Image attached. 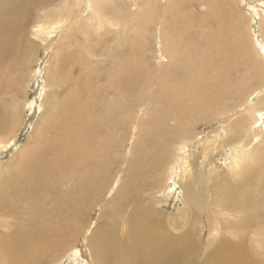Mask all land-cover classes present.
<instances>
[{"label":"bare ground","instance_id":"bare-ground-1","mask_svg":"<svg viewBox=\"0 0 264 264\" xmlns=\"http://www.w3.org/2000/svg\"><path fill=\"white\" fill-rule=\"evenodd\" d=\"M28 1H31L39 9H42L43 12L38 17L33 18L27 14L24 2ZM47 1L0 0V145H3L4 148H10V138L8 136H10V132L18 124V115L16 113L14 114L16 118L11 119L10 112L14 108L17 110L16 105L18 104L17 98L13 99V97L14 95L17 96L27 76L26 70L28 66L26 64L29 63V58L34 56L39 46H41L39 41H34L32 38L29 39L28 36L32 33L34 39L44 38L45 40L44 36H48L53 32V29L56 32L59 29L57 24L66 19V17H63L54 10L45 9V6H51V4L46 5ZM54 1L56 2L57 0ZM62 1L71 2V0ZM108 1H113L119 9H124L129 4L139 7L141 3L140 0H83L82 5L84 8L80 5V7L75 6V9L79 10L83 8L82 12L89 10L93 23L96 21L102 22L104 20L103 17H110L113 11ZM154 1L158 3V0H147L136 13L124 10L123 17L126 18V22L133 20L134 25L123 27L122 38H126L128 33L133 31L132 40H142L145 42L149 38L150 40L155 37L159 39L161 45L156 50L158 55H156L155 59H164V63L161 64L163 70H160V66H157L159 70L158 77L160 78V84H166L169 93L172 92L174 94L175 101L173 102L171 99L169 106L160 108L158 110L159 114L152 122L149 121L145 126L144 123L142 124L143 134L140 138L142 140V147H137L139 141H134L135 143H133L134 145L131 148L132 162L129 164L131 165L130 171H135L134 173L140 171V185H142L143 177L150 176L153 171V175H155L154 181L158 180L157 182H159L161 179V187L170 189L169 196L175 195L177 200L180 189L176 183H178V180L184 173L189 172L187 173L186 183H184V194L188 204L196 206L199 211L205 210L208 220H213L216 215L219 218L218 215L232 214L235 219L234 225H236V231L228 230V233L231 236L239 238L244 228L250 225L248 227L250 230L258 218H264V144L257 142L260 133H264V95L260 94L261 96L256 100L252 98L254 93L258 91L255 83L263 82L264 84V60L261 57L259 58L256 50L258 48L261 52L264 51V28L262 26L259 28L262 30L263 40L260 42L256 40L255 42L253 40L256 33L249 34L251 24L250 26L248 25V19L242 16L234 22L231 9L227 8L223 10L219 6V3L214 0L204 1L207 11L202 20L198 19L196 8L191 7V5L196 4L193 0L174 2L172 6L168 7L167 5L171 1L169 0L165 4L167 9L154 4ZM72 2L76 4L75 1L72 0ZM72 9L69 10L68 16L73 15ZM105 11L109 14L107 15ZM173 16H176L178 21L173 20ZM241 19L243 20V24L245 23L246 25L245 30H240L236 27V25H239L238 22ZM92 22H84L83 29L85 30ZM110 24L116 25V22H111ZM190 25L198 27L195 30H190L188 28ZM158 28L159 31L157 30ZM186 33L199 36L201 39L198 41L201 43H197V45L202 49L187 42ZM69 34L71 35L72 33ZM202 37L205 38V42ZM73 38L70 40L72 42L70 44L74 45L72 51L68 55L64 52L63 54H59L60 62L65 58L70 62L68 66V69L70 68L69 74L65 78L60 79L59 74L68 62L62 67L59 66L58 62H55L58 65L54 66L50 79L52 86L58 89L66 87V92L62 95L53 94L49 98V110L46 119L53 121L54 128L52 129L56 130V132L61 130L67 131L73 125H79L75 132L76 141L73 152L76 164L68 165L54 159L45 161V151L43 153L40 151H30L31 156L27 157V149L29 147H25L23 154L18 159L21 167L16 176L10 175V166L8 167L7 173L3 174V181L0 180V220L1 217L8 215L7 211L13 209V207L10 208L12 202L17 201L32 205L33 207L29 208H34L35 211L31 213V220H45V225L42 223L43 226L40 225L41 231L37 229L39 233L36 232L37 234L35 235L29 234L31 236H28L25 230L16 235L9 233L0 234V256L4 264L5 258L8 264H15V261H10L11 257L16 258L17 256L24 255L23 257L25 258L26 254H31V251L36 254L42 253L45 251V237L52 233H55L56 242L64 234H68L69 238L60 243L62 250L66 245L64 251L60 252V256L66 251L75 250L72 253L74 260L82 256L86 248L85 242L87 241L92 250V260L95 264L191 263L192 256L195 254L194 251L198 247L200 248L201 245V241L197 239V231L191 227L176 236L164 232L162 225L160 228L153 223L156 218L162 219L163 215L160 207H156V205L151 204L149 207H141L139 202L130 212V214L136 215L133 221L144 218V224L132 222L126 224L124 227L123 225L121 227L117 226L110 220L115 207L103 208L111 213L108 218L109 220L107 222L98 220L101 223L96 224L93 229L90 228L94 220H85L94 208L96 200L102 198L99 197V194L96 197V189L104 185L102 182H97L99 185L97 186V183L93 179H102L103 176L107 177L109 172L110 174L112 173L111 162L118 163L121 161L120 153H117V157H114L112 156L111 149L109 153L105 152L104 143L100 135L106 129L107 136L113 140L111 148L116 149L117 145L123 142L126 134L124 132L125 135L123 136L119 130L124 129L123 124L127 121L126 117L129 115V111L133 110L132 108L136 105V101L132 104L127 102L128 100L131 101L129 92L139 87L144 75L147 73L149 76V70L147 65L141 64L146 59L143 46L135 45L131 54L127 50L124 53L122 50H118L116 62L114 60L110 69L105 72L106 82L102 83L101 87L103 88L99 87L98 89L95 86V81L99 79L92 82V78L96 79V74H99L100 69L89 63L88 57L82 56L84 50L91 52L92 55H96V49L94 50V45L86 43L87 48L84 49L83 47L84 50L82 51L80 46L75 45V42L79 38ZM116 46L121 47L122 45L117 44ZM132 55H136V57ZM243 56L248 61V70L240 68ZM76 64L82 66V69L86 72L84 80L81 76H73L77 68ZM38 83L39 80L36 81L35 85H38ZM98 99L103 100L99 104L102 108L101 112L97 113L94 117L86 116L87 103H96L95 101ZM139 105L140 103H138ZM188 107L202 109L204 122L213 118L214 115L219 118L218 116H225L228 113L234 112L235 109L245 107L237 119L230 121L233 136L229 140L228 145L231 148L226 161L229 163L228 168L230 171L228 173L219 175V171L217 172L210 162H208L207 167H204L209 168V171L202 168V171L196 170L190 165L188 155L179 160V157L186 153L190 144V137L193 134L192 132L188 136L192 128L191 122L197 121H190L186 115ZM119 111V115L114 117L113 114ZM231 114L229 115L231 116ZM59 118H61V121ZM172 120H179V123H174L175 125L172 126L170 124ZM62 122L67 123L68 126L56 129V126ZM170 127L174 129H168ZM174 136L179 138L178 141H180L178 149H176L178 151L176 155L173 154L175 150L173 147ZM263 138L259 141H263ZM214 141L212 140L211 143L214 144ZM253 141L259 144L253 146ZM205 142L202 141V143ZM43 143H45V140ZM152 143L156 144L157 150L149 149ZM37 144H41L40 140L35 142V146ZM207 144L206 146L204 145L206 148L208 147ZM127 145L125 144L123 152L127 148ZM218 145L221 148L226 147V144L219 143ZM202 149L204 150L205 148L202 147ZM151 151L156 152L154 156H149L154 160V163L152 160V163L147 164L145 155H148ZM209 152L210 148L204 154L203 165L207 163L206 158ZM121 159L120 165L122 162H125L124 158ZM133 160L136 161L133 162ZM108 161L110 163L103 170ZM168 161L170 166L168 165L166 169H163V166ZM179 164V171L176 172L175 170L177 174L173 179L174 169ZM224 165L226 164L224 163ZM88 169H91V171L88 174L87 183L82 187L79 195L77 188L69 180H65L61 186L56 183L54 178L50 182L46 180L47 176H55L60 172H64V179L70 174L71 176L76 174L78 177H83L84 172H87ZM127 169L124 171L127 172ZM122 178L125 179V177ZM205 179L208 182L210 180L215 182L214 192L211 189L210 200H208L201 189L195 187H201L203 185L202 181ZM47 194L50 196H47ZM58 194L66 196L64 203L56 204L57 207H64L65 210H57L53 207L57 211L52 215L51 212L53 210H50L49 207L53 203L50 205L43 203L45 202V198L47 202L50 201L49 198L55 201L59 197ZM121 198L122 194L120 193L109 202L117 203ZM159 205H163L162 201L159 202ZM210 205H214L215 207H209ZM172 206L173 208L178 207V205ZM67 207L71 208L67 210ZM89 208L90 210L87 212ZM191 208L194 207H188L187 210L189 211ZM193 210L195 211V209ZM176 211L181 212V208H176ZM77 212L82 223V228L77 227L81 225L76 220ZM97 212H95L94 217L97 215L101 216V213L97 214ZM187 213L193 217H197L198 215L197 212L192 211ZM67 217H70V220L68 226H65L64 222L67 221ZM163 217L170 218L171 216L168 217L167 215ZM223 220L225 219H217L216 224L213 222L214 225L205 222V231L213 235L222 234L223 230L217 224V221L220 224V221ZM52 221H55V225L52 224ZM34 223L36 222L33 221L32 224ZM31 228H35V226H30ZM256 230L257 233H264V228L261 227L252 229L251 231L255 232ZM83 232L85 233V241L83 238H79V235ZM262 236L261 240L263 241L264 234ZM13 237L17 243H13ZM240 239L234 242L230 241L226 235L220 236L219 241H217L218 243L213 248V253L210 257L209 255L206 256V259L209 261L208 264H264V259L257 257V254L252 252L253 249ZM207 242L209 245H212L210 240ZM21 243H23L22 246L27 252H19L18 248H20ZM54 246L50 245V248H54ZM88 251L90 252V250ZM44 256L46 255L44 254L42 257L31 260L28 264H41ZM63 256L65 257V255ZM64 257L61 259L66 258ZM57 258L59 260V257ZM54 264L56 263L54 262Z\"/></svg>","mask_w":264,"mask_h":264},{"label":"rangeland","instance_id":"rangeland-1","mask_svg":"<svg viewBox=\"0 0 264 264\" xmlns=\"http://www.w3.org/2000/svg\"><path fill=\"white\" fill-rule=\"evenodd\" d=\"M76 2H65L62 0H57L56 2L54 0H48L46 5L51 6H45V9H51L55 12L61 14L63 17H66L65 20H63L61 23L57 24V27L59 28L56 32L53 29L48 36H44V38H36L34 39V36L32 33L29 34V39L32 38L34 41H39L41 46H39L37 53L30 57L26 66H28V69L26 70L27 76L25 77V80L22 87L20 88L19 92L17 93V96L14 95L13 99L17 98V110L14 108L12 109L11 113V119H15L14 114L16 113L17 116V126L13 131L10 132V148H4L3 145H0V180L3 181V174L7 173L8 167L10 166L11 176H16L18 170L21 167V164L18 162V159L21 154H23L25 147H29L27 149V157H30V151L34 152H44L45 151V161H50L52 159L54 160H60L68 165H75L76 160L73 156L74 147H75V132L78 129L79 125L75 124L73 125L69 130L67 131H58L52 129L54 128L53 121L46 119L47 112L49 110L48 108V100L53 94L62 95L66 92V87L63 89H58L57 87H54L50 83V79L52 76L53 68L55 65L64 66L66 62V58L60 62L59 54L66 53L67 55L72 51L74 48L73 44L70 40L71 38L78 37L79 39L75 42V45L80 46L82 48V51L87 48L86 43L94 45V50L96 49V55H92L91 52H86L85 50L82 52V56L88 57L89 63L93 64L94 67H99L100 72L99 74H96V79L92 78V82L95 80V86L102 89V83L106 82V73L112 64L114 63V60L116 62V53L118 50L124 51L127 50L129 54H131L132 50L134 49L135 45H141L144 48L145 53V60L141 63L142 65H147L149 70V76L147 73L144 75V78L140 82V85L137 89L130 91L129 94L131 96V101H127L128 103H133L136 101V105L132 108L133 110L129 111V115H127L125 123L123 124L124 129H120L119 132L124 136L125 138L122 143H119L117 145V148H111V145L113 144V140L109 138L106 134V129L103 130L100 137H102L105 152L109 153L110 149L113 153L112 156L117 157L119 154L120 160L121 158L125 159V162H122V166L120 165L121 161L118 163H114V161L111 162V174L108 173V176H103L101 179H93L96 183L102 182L104 186H99L97 183V186H99L98 189H96V197H102L96 200L94 208L91 210L87 218L85 220L94 222L91 224V228L93 229L96 224H99L102 222H107L109 219V216L111 213L103 209L105 207H115V211L112 214V217L110 220L113 221L117 226L123 227L128 223H138V224H144L145 220L144 218H140L137 221H133V218L136 216L135 214H130L132 209L138 205L140 202L141 207H149V205H156V207H160L162 211V219L156 218L154 220V224L158 225L161 228L164 227V232H168L171 235H179L186 231V229L193 227L197 231V239L200 240L201 245L200 248L198 247L192 256V262L188 264H208V260L206 259V256L213 253V248L216 246L219 241V237L222 235L228 236V239L230 241L237 242L239 238L240 240L246 242V244L253 249L252 252L257 254L256 256L260 259H264V240L262 241L261 238L264 233H257V230L255 232L251 231L252 229L256 228H264V218H258L257 221H255V225L251 226L252 229L244 228L242 233H240L239 238L231 236L229 231H236V225H234V217L232 214H225L223 216L218 215L219 218H217V215L213 220H208L206 215L207 213L205 210L199 211V209L196 206H190L187 202V198L184 194L185 192V184L186 183V177L187 173H184V175L181 176V178L178 180V185L180 193L179 198H175V195H170V189H165L166 187H161V179L159 182L156 180L154 181L153 171L151 172V175L147 176L146 178L143 177L142 179V185H140V171L131 172V159H132V145L136 141H139L137 144V147H142V140L140 139L143 132L142 124L144 123V126L152 120L159 114L158 110L163 107L169 106L170 100L172 99L173 102L175 101V96L172 92L169 93L167 90L166 84H160V78L159 70L157 66H160V70H163V67H161V64L164 63V59H155L156 50L160 48V41L156 37L150 40H146L143 42L142 40H132V33L133 31L129 32L126 38H122L123 35V27L126 25L133 26L134 21L129 20L126 22V18L123 17L124 10H129L131 13H136L138 10L142 8V5L147 0H140L139 7L136 5L129 4L128 6L124 7V9H119L116 7V4L113 1H108L110 5L113 8L112 13L110 14V17H103L104 20L102 22L96 21L92 22V18L90 17V12L83 11L84 8L83 0H73ZM127 1V0H126ZM129 1V0H128ZM169 0H158V3L154 1V4L160 6L163 9H167V6L170 7L174 2H181L183 0H171L168 3ZM192 1V0H188ZM196 4L191 5L192 8H196V12L198 15V19L202 20L206 9V3L205 0H193ZM219 3V6L226 10L227 8L231 9V14L233 15L234 22L241 18L242 16H245L246 19H248V25L251 24V31H249V34L252 35L254 32L255 39L253 41H262V33H261V26L264 28V0H214ZM250 1V2H249ZM248 2V3H247ZM252 2V4H251ZM255 2V3H254ZM258 2V3H257ZM168 5L166 6L165 4ZM254 3V4H253ZM71 5V6H70ZM82 5L79 10L75 6ZM196 5V6H195ZM24 8L28 15L32 16L33 18L38 17L43 11L42 9H39L38 6L34 5L31 1L24 2ZM74 8V9H72ZM73 11V15H69V10ZM105 13L108 15L109 13L105 11ZM68 14V15H67ZM251 14V15H250ZM261 15V16H260ZM110 18V20H109ZM175 21H178V18L176 16H173L172 18ZM221 19V17H220ZM251 19V20H250ZM109 20V21H108ZM256 23H255V22ZM67 22V25H66ZM84 22H92L91 25L87 26L85 30L83 29ZM111 22H116V25H111ZM195 25H197L196 22H194ZM239 25H236V27L240 30L246 28L245 23L243 24V20L241 19L238 22ZM66 25V26H65ZM253 25V26H252ZM259 27H258V26ZM198 26L190 25L188 28L190 30H195ZM258 28V29H257ZM76 30V31H75ZM84 30V31H83ZM156 30V29H155ZM159 31V28L157 29ZM112 31V32H111ZM258 31V32H257ZM58 32V33H57ZM108 32V33H107ZM111 32V33H110ZM260 32V36H259ZM69 33H72L71 35ZM69 34V35H68ZM112 35V36H111ZM116 35V36H115ZM257 37V38H256ZM73 38V39H74ZM87 38V39H86ZM122 38V39H121ZM201 38L199 36H193L192 33H186V41L189 42L193 46H197V48L202 49L197 45V43H201ZM202 39L205 42V38L202 37ZM122 43H120V42ZM195 41V42H194ZM195 43V44H194ZM117 44L122 45L121 47L116 46ZM85 45V46H84ZM84 47V49H83ZM255 47V44H254ZM48 48V49H47ZM256 49V47H255ZM257 53L259 55V58L261 57L262 60H264V51H260L258 48L256 49ZM133 57H136V55H132ZM59 58V60H58ZM56 60V61H55ZM58 62V64L56 63ZM37 63V64H36ZM80 64V63H79ZM79 64H76V70L73 73V76H81V78L84 80V76H86V72L82 69V66H78ZM160 64V65H159ZM70 65V62L67 63L66 66L63 67L61 73L59 74V78H65L69 74L68 66ZM82 65V64H81ZM25 66V67H26ZM240 68L244 69L246 68L248 70V61L246 57H242V61L240 63ZM82 70V71H80ZM40 71V72H39ZM39 72V73H38ZM102 74V75H101ZM38 77V79H37ZM43 79V80H42ZM39 80L38 85H35L36 81ZM250 83V82H249ZM255 83V82H254ZM43 84V86H42ZM255 87L257 88V92L254 93V96L252 98L256 100L259 96L264 95V84L262 83H255ZM105 88V87H104ZM261 90H260V89ZM45 90V93H44ZM64 91V92H63ZM261 91V92H260ZM42 93V94H41ZM261 94V95H260ZM169 96V97H168ZM1 97V96H0ZM94 102H88L87 107L88 109L85 111L86 116L88 117H94L97 113L101 112V107L99 104L103 102L102 99H98ZM138 103L140 105L138 106ZM41 105V106H40ZM40 106V107H39ZM39 107V109H38ZM245 107H240L238 109H235L234 112L228 113L225 116H213V118L209 119L208 121L204 122L202 118L203 110L197 107H188L186 110V115L191 120H197L192 121V128L191 132L188 134V136L193 132L192 136L189 138V146H188V152L182 156L179 157V160H181L184 156L188 155V159L190 162V165L194 169H198L199 171H202V169H205L209 171V168L207 167L208 162L211 163V166L215 168V170L218 172L219 175H223L224 173H228L230 169L228 168L229 163H227L228 159V152L231 150V148L228 147L229 140L233 136V133L231 132V122L237 117L241 115ZM16 111V112H15ZM120 111L113 114V116L119 115ZM150 113V114H149ZM231 114V116L229 115ZM153 115V116H152ZM152 116V117H151ZM100 117V116H99ZM149 118V119H148ZM152 118V119H151ZM231 118V120H230ZM219 119V120H218ZM61 121V118H59ZM200 120V121H199ZM229 120V121H228ZM179 123V120L171 121L170 124L174 126L175 124ZM154 125V123H152ZM67 127L68 124L65 122H62L60 125L56 126V129H60ZM143 126V127H144ZM155 126V125H154ZM228 126V127H227ZM168 129H174L173 127ZM260 129V128H259ZM164 130V129H162ZM123 131V132H122ZM125 132V134H124ZM216 132V133H215ZM220 132V133H219ZM8 133V132H6ZM226 133V134H225ZM195 134V136H194ZM216 134V135H215ZM225 134V135H224ZM138 135V136H137ZM199 135V136H198ZM222 135V136H221ZM4 136V135H3ZM180 136V135H179ZM178 136V137H179ZM128 141H127V138ZM260 137H264V133H260ZM259 137V140L261 139ZM212 138V139H211ZM222 138V139H221ZM179 138L175 137L173 138V147L175 148L173 154H177V150L180 141H178ZM40 140L41 144H37L35 146V142ZM45 140V143H43ZM126 140V141H125ZM197 140V141H196ZM201 140V142H200ZM207 140V142H205ZM214 141V145L212 142ZM261 144H264V138ZM135 141V142H134ZM204 141L205 143H202ZM209 141V143H208ZM178 142V143H177ZM257 142H252L253 146H257ZM12 143V144H11ZM198 143V144H197ZM208 143V144H207ZM226 144V147L221 148L218 144ZM123 144V145H121ZM125 144L127 145V148L124 150ZM207 144V148H210V152L207 156L206 164L203 165L202 161L204 159V154L207 152V148L205 147ZM197 145V148H196ZM205 145V146H204ZM215 147H214V146ZM119 146V147H118ZM122 146V148H121ZM219 146V147H218ZM144 147V146H143ZM201 149H200V148ZM205 148L204 150L202 149ZM214 147V149H213ZM145 148V147H144ZM221 150H220V149ZM121 149V150H119ZM150 150H157L156 144L152 143L149 147ZM198 149V151H197ZM212 149V150H211ZM113 150V151H112ZM117 150V151H115ZM120 152H119V151ZM131 150V151H130ZM214 150V151H213ZM219 150V151H218ZM122 151V152H121ZM196 153H195V152ZM202 151V152H201ZM221 151V152H220ZM131 152V153H130ZM194 152V153H193ZM217 152V153H216ZM118 153V154H117ZM198 153V154H197ZM201 153V154H200ZM156 154L155 151H151L148 155H145V160L148 163H152L151 157ZM193 154V155H192ZM195 154V155H194ZM173 155V156H174ZM172 156V157H173ZM136 158V157H135ZM115 159V158H114ZM150 160V161H149ZM136 160H133V162ZM170 161V160H169ZM169 161L167 164L163 166V169L167 168L169 165ZM221 161V162H220ZM145 162V161H144ZM110 162H106L105 166L103 167V170L106 169L107 165ZM154 163V160H153ZM224 163L226 165H224ZM195 164V165H194ZM116 165V166H115ZM121 166V167H119ZM170 166V165H169ZM180 164L174 169L173 172V179L176 177V172H178ZM115 168V169H114ZM128 168V169H127ZM202 168V169H201ZM114 169V170H113ZM127 169L128 171H124ZM193 169V170H194ZM116 170V171H115ZM176 170V172H175ZM192 170V171H193ZM91 169H88L87 172H84L83 177H78L76 174H71L66 176L64 179L63 173L60 172L58 175H51L47 176L46 180L49 182L54 178L56 183L58 185H63L65 180H69L71 184L77 188L78 195L80 193V190L83 186L87 183L88 174L90 173ZM115 171V172H114ZM118 171V172H117ZM120 172V173H119ZM118 173V174H117ZM124 174V175H122ZM158 175V173H157ZM156 175V176H157ZM117 176V178H116ZM125 177L122 178V177ZM153 176V177H152ZM71 177V178H69ZM109 177V178H108ZM115 177V179H114ZM229 177V176H228ZM121 178V179H120ZM131 178V180H130ZM214 183L213 181H207V179L202 181V186L197 187L198 189H201L205 196L210 200V193L211 189L212 192H214ZM110 184V185H109ZM182 184V185H181ZM184 184V185H183ZM212 185V186H211ZM205 186V187H204ZM212 187V188H211ZM65 188V187H64ZM110 188H112L110 190ZM182 188V189H181ZM184 189V190H183ZM118 190V191H117ZM120 190V191H119ZM161 190V191H160ZM207 190V191H205ZM131 192V193H130ZM162 192V193H161ZM122 194V198L117 203H110L109 201L114 198V196H118L119 194ZM159 193V194H158ZM110 194V195H109ZM131 194V195H130ZM209 194V195H208ZM59 197L55 199V201H46L43 204H51L50 210H53L51 214L53 215L57 210H65L64 207H57L56 204H62L66 200V196L62 194H58ZM47 196H50L47 194ZM133 198H131V197ZM137 198V199H136ZM174 198V199H173ZM157 199V200H156ZM155 200V201H154ZM147 201V202H146ZM162 201V204L166 205H159V202ZM142 202V203H141ZM155 202V203H154ZM150 203V204H149ZM178 205L176 208H181V212L176 211V208H173L172 205ZM194 204V203H190ZM13 207L10 211H7L8 215H5L1 217L0 220V234L9 233L12 235L19 234L25 230V233L28 236H31L29 234L35 235L39 233V230L41 231V226L45 225V220H31V213L32 211H35L32 205H27L25 203L13 201L10 208ZM45 207V205H43ZM57 209L56 211L54 208ZM167 207V208H166ZM188 207H194L187 210ZM209 207H215L214 205H210ZM71 207H67V210ZM91 208V207H90ZM90 208L87 210V212L90 210ZM195 209V211L193 210ZM21 210V212H19ZM183 210V211H182ZM98 211V212H97ZM197 212V217H193L189 215L187 212ZM95 212L101 213V216L97 215L94 217ZM176 212V213H175ZM178 212V213H177ZM168 213V214H167ZM179 214V216H178ZM171 216L170 218H165L163 216ZM93 217V218H92ZM217 219H225L223 221H220V224L217 221V224L221 226L223 232L222 234L213 235L211 233H208L205 231V224L208 222V224L214 225L216 224ZM70 220V217H67V221L64 222L65 226H68V222ZM76 220L81 224L77 226L78 228H82V223L79 218V214L77 212V218ZM100 220L101 222H99ZM36 222L32 224V222ZM38 222V223H37ZM206 222V223H205ZM212 222V223H211ZM214 222V223H213ZM254 222V221H253ZM252 222V223H253ZM41 223V224H40ZM43 223V225H42ZM39 224V225H38ZM52 224L55 225V221H52ZM233 224V227H232ZM8 225V226H6ZM35 228H31L34 227ZM183 225V226H182ZM191 225V226H189ZM61 226V225H59ZM58 226V227H59ZM6 228V229H5ZM8 228V229H7ZM28 228V230H27ZM39 229V230H37ZM88 230V229H87ZM203 230V231H202ZM229 230V231H228ZM37 232V233H36ZM203 232V233H202ZM264 232V231H263ZM8 234V235H9ZM119 234V233H118ZM201 234V236H200ZM85 233L79 235V238H83L84 240ZM246 235V236H245ZM250 235V237H249ZM207 236V237H206ZM68 234H64V236L59 239L56 242L55 233L48 234L45 237V251H43L40 254L32 253L31 255L26 254V257L24 258L22 256H17L16 258L11 257L10 261H15V264H28L31 260H35L38 257H42L44 254L43 261L41 264H87L90 263L95 264L92 260V250L90 246L87 244V241L85 242L86 248L82 254L77 260L73 259V252L75 250L66 251L63 255H61L60 252H63L66 248V245L64 246L63 250L60 247V243L62 241H65V239H68ZM87 238V237H86ZM210 238V239H209ZM56 239V240H55ZM218 239V240H216ZM14 242L16 239L13 237ZM208 240H210L212 245L208 244ZM85 241V240H84ZM250 241V242H248ZM75 242V241H74ZM23 243L19 246V252L27 250L22 246ZM50 245H55L54 248H50ZM59 247H58V246ZM90 250V252L88 251ZM255 250V251H254ZM69 254H68V253ZM86 253V254H85ZM67 254V255H66ZM29 255V256H28ZM59 255V256H58ZM86 255V256H85ZM59 257V260L57 257ZM1 257V256H0ZM5 257V256H4ZM65 259H61V258ZM72 257V258H71ZM27 258V259H26ZM30 258V259H29ZM54 258V259H53ZM69 258V260H68ZM87 258V259H86ZM91 258V259H90ZM52 259V260H51ZM56 259V260H55ZM71 259V260H70ZM84 259V260H82ZM48 260V261H47ZM86 260V261H85ZM0 264H4V261L0 260ZM12 262V263H13ZM5 264L7 263V259L5 258Z\"/></svg>","mask_w":264,"mask_h":264}]
</instances>
